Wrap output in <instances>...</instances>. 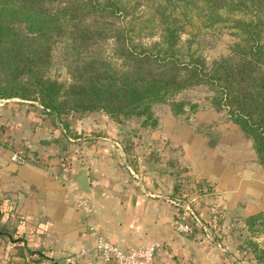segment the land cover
<instances>
[{"label": "crops", "instance_id": "0c3cea01", "mask_svg": "<svg viewBox=\"0 0 264 264\" xmlns=\"http://www.w3.org/2000/svg\"><path fill=\"white\" fill-rule=\"evenodd\" d=\"M198 111L189 122L169 112L157 117L146 136L131 138V153L123 125L106 115L69 124L68 133L48 119L20 117L10 134L26 154L13 161L9 145L0 148V264H100L90 230L125 249L158 243L153 264H244L249 249L231 242L238 226L249 238L255 221L264 220V170L235 124L211 107ZM84 130L99 135L83 141L75 134ZM79 168L91 191L88 215L74 204ZM181 202L220 239L177 234Z\"/></svg>", "mask_w": 264, "mask_h": 264}, {"label": "trees", "instance_id": "16d2710c", "mask_svg": "<svg viewBox=\"0 0 264 264\" xmlns=\"http://www.w3.org/2000/svg\"><path fill=\"white\" fill-rule=\"evenodd\" d=\"M147 1L0 0V99L36 101L54 115L98 110L117 124L137 117L154 128V104L177 114L186 103L176 94L203 86L264 170V0ZM195 24H222L236 41L207 64ZM107 39L108 54L88 48ZM59 43L72 49L68 83L50 74Z\"/></svg>", "mask_w": 264, "mask_h": 264}, {"label": "rangeland", "instance_id": "374dc122", "mask_svg": "<svg viewBox=\"0 0 264 264\" xmlns=\"http://www.w3.org/2000/svg\"><path fill=\"white\" fill-rule=\"evenodd\" d=\"M147 2H151L148 0ZM149 3H147L148 5ZM146 5V6H147ZM191 34L197 38V47L199 50V53L204 58L205 62L209 64L213 59H217L220 56H223L227 54L229 47L236 41V38L231 35L229 30L225 28L222 24H215L210 27H199L198 24H195L193 28L190 30ZM188 36L187 34H182L181 39L184 40ZM156 38V37H154ZM111 39H107V41L103 43L96 42V45L92 46L90 43L92 40L88 41V48L92 47L95 51H102L104 50L105 53H109L108 46L105 44L106 42L110 43ZM101 45V46H100ZM103 46V47H102ZM69 46H66L63 43H59L58 47L55 48L53 52V61L50 67V74L55 77L58 81L63 83L69 82V73L67 71V64L70 59L67 57L66 54L71 53V48L69 49ZM91 48V49H92ZM66 55V56H65ZM209 96L210 93L208 90H206L203 86H197L193 88L186 89L174 97V100H181L186 103L184 110L174 114L171 110V107L168 103H157L154 104L151 107L152 113L155 116L156 120L157 117H169V113L173 115H177L180 119L184 120L185 122L191 121L190 114H195L196 117H200L202 113H200L198 110L211 107L209 105ZM188 106L190 108H188ZM198 111V112H196ZM169 112V113H168ZM221 117L219 119L221 121L226 120L225 115L221 112ZM210 114V113H209ZM209 114H204V116H207ZM46 115V116H42ZM103 115H106L102 111H91V112H79V111H70L61 113L59 115L49 114L47 111H44L36 101L31 100H22L19 98H9V99H0V148L9 145L12 152L19 151L20 155H25L26 152L23 150V148L19 145H16L13 143V133L11 132V126L16 125L20 117L28 118L29 120L33 119L36 122L40 120V118L48 119L51 125L54 126H61V128H64L66 133H68L66 127L67 125L71 126H77L79 128V123L82 120H85L84 118H87L90 121H93V119L97 118L98 120H103ZM107 116V115H106ZM52 117V118H51ZM108 117V116H107ZM92 119V120H91ZM87 120V121H89ZM109 120L115 123L112 119L109 118ZM117 125H123V137L124 138V148L127 150V152L131 153L133 151V141H131V138L135 137H141L146 136L144 129L149 127H142L141 126V118L137 117H129L126 119H123L119 124ZM69 130V129H68ZM209 131H213L212 129ZM75 134V131H72ZM60 133H62L60 131ZM147 133V132H146ZM97 132H92L91 130H84L80 131V133L76 136L83 137V141H86L87 139H91L97 135ZM99 135V134H98ZM206 227L204 225L197 224L193 227L192 233L188 234L189 237H196L195 235H199V231H201L204 234H208L209 237L204 236V239L206 240H218L220 239L217 235H215V227L208 226V223H206ZM254 228V229H253ZM252 229V233H250V237L248 238L247 234L243 236L238 235V229L239 226L235 229V237L232 238V245L233 246H240L243 249H249L250 251V257H244L245 263L244 264H264V220L262 217V220L257 219L254 223ZM201 229V230H200ZM215 230V231H214ZM255 230H258L261 232H255ZM200 232V233H201ZM211 235H214V238L211 239ZM239 236V237H238ZM218 249L224 248V245L220 244ZM255 259V260H254ZM238 261V258L235 257L231 262Z\"/></svg>", "mask_w": 264, "mask_h": 264}, {"label": "built area", "instance_id": "2783aa9c", "mask_svg": "<svg viewBox=\"0 0 264 264\" xmlns=\"http://www.w3.org/2000/svg\"><path fill=\"white\" fill-rule=\"evenodd\" d=\"M11 159L21 160L20 153L14 152ZM74 204L83 215H88L92 210L91 202L86 196L77 197ZM180 206L182 214L174 220L173 229L177 234L188 235L192 233L193 227L200 223L188 202H181ZM89 234L94 238V251L100 264H153L154 256L160 246L158 243H150L125 249L110 242L95 230H90ZM205 236L209 237L208 234ZM25 264H50V261L44 258H31Z\"/></svg>", "mask_w": 264, "mask_h": 264}, {"label": "water", "instance_id": "95a60500", "mask_svg": "<svg viewBox=\"0 0 264 264\" xmlns=\"http://www.w3.org/2000/svg\"><path fill=\"white\" fill-rule=\"evenodd\" d=\"M74 188L79 196H86L89 198L91 191L88 184L85 168H79L75 171L73 177Z\"/></svg>", "mask_w": 264, "mask_h": 264}]
</instances>
